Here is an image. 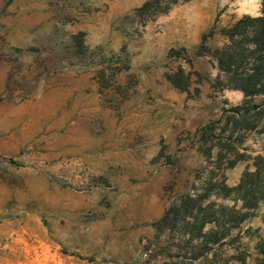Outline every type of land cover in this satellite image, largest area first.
Listing matches in <instances>:
<instances>
[{
	"label": "rangeland",
	"instance_id": "374dc122",
	"mask_svg": "<svg viewBox=\"0 0 264 264\" xmlns=\"http://www.w3.org/2000/svg\"><path fill=\"white\" fill-rule=\"evenodd\" d=\"M146 1L0 0V264H264V201L200 257L206 246L182 222L154 224L204 192L213 165L197 132L244 100L216 90L215 61L195 51L224 45L222 30L260 15L262 0H161L169 11L137 14ZM186 3L212 25L198 44L172 46ZM180 64L194 72L190 92L165 76ZM239 151L231 187L264 155V132L245 133Z\"/></svg>",
	"mask_w": 264,
	"mask_h": 264
},
{
	"label": "trees",
	"instance_id": "16d2710c",
	"mask_svg": "<svg viewBox=\"0 0 264 264\" xmlns=\"http://www.w3.org/2000/svg\"><path fill=\"white\" fill-rule=\"evenodd\" d=\"M161 3V0H147L135 12L144 16L153 10L152 16H157L169 11L170 3L160 7ZM222 32L227 38L224 45L212 49L206 46L203 40L195 55L212 56L218 68V75L213 81L216 90H241L244 100L224 109V114L219 120L197 132L202 140L199 148L206 147L209 166L213 165L208 169L210 176L204 192L182 194L154 223L158 229H162L172 228L182 222V232L188 236V242L197 240L207 248L196 253L195 257L203 256L211 245L224 242L235 227L241 226L247 219L256 215L264 201V155L253 157L254 170H245L236 186L227 184L225 174L228 168L233 167L245 156L239 151L245 133L254 130L264 132V101L255 100L258 96H264V0L260 15H245ZM80 47H83V42H80ZM181 51L185 49L172 48L170 53L180 54ZM189 62L191 64V59ZM193 73L186 71L184 65L180 64L175 70L166 72L165 76L176 88L190 92ZM195 74L199 79L202 78L197 71ZM231 125V130L226 135ZM215 147L219 148V152L217 160L212 162L210 158ZM213 196L230 199L234 203H218L211 200ZM209 224L211 227L206 229ZM259 248L264 254V240L259 244Z\"/></svg>",
	"mask_w": 264,
	"mask_h": 264
},
{
	"label": "crops",
	"instance_id": "0c3cea01",
	"mask_svg": "<svg viewBox=\"0 0 264 264\" xmlns=\"http://www.w3.org/2000/svg\"><path fill=\"white\" fill-rule=\"evenodd\" d=\"M196 2V0H194ZM193 4H183L175 9V15H172L173 28L169 29L171 33L170 40L172 46H193L201 41L203 34L211 27L212 19L210 16L198 17L203 10H190L189 6ZM193 15V16H191ZM192 18V23L188 20ZM239 91V90H238ZM241 92V91H239ZM243 93V92H242ZM77 264H87L85 262H77Z\"/></svg>",
	"mask_w": 264,
	"mask_h": 264
}]
</instances>
